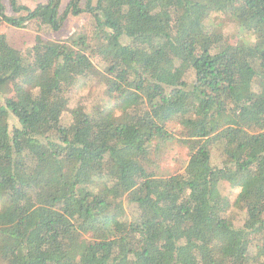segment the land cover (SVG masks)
<instances>
[{"label":"trees","instance_id":"1","mask_svg":"<svg viewBox=\"0 0 264 264\" xmlns=\"http://www.w3.org/2000/svg\"><path fill=\"white\" fill-rule=\"evenodd\" d=\"M60 6L10 0L17 16H6L0 0L12 30L35 21L56 33L88 14L101 43L95 67L86 36H36L24 51L19 36L0 33V255L10 264H264V0ZM93 81L120 121L82 107L65 115L70 94ZM172 141L187 160L158 175ZM223 183L238 191L229 215Z\"/></svg>","mask_w":264,"mask_h":264},{"label":"rangeland","instance_id":"2","mask_svg":"<svg viewBox=\"0 0 264 264\" xmlns=\"http://www.w3.org/2000/svg\"><path fill=\"white\" fill-rule=\"evenodd\" d=\"M70 0H61L60 11H63L66 4ZM6 16H17L13 13L10 8V0H1ZM47 0H16L17 6H23L29 10H34L38 5L46 3ZM84 2V0H82ZM96 3V0H92V5ZM81 8H84V4L81 3ZM213 23L218 26L222 31L230 35H234L233 26L221 16H215ZM10 32V33H9ZM0 33H8L13 35L14 38H18L20 41H15L22 47V50L29 49L36 36H40L45 40H52L61 43H71L79 36H86L91 44L90 58L95 67L101 65L100 61L94 56L93 50L97 44H101L96 40L95 33L91 25V18L88 14H81L77 17L69 16L62 24L61 29L54 33L50 30L49 25L41 22H31L23 29L12 30L5 23L0 21ZM18 40V39H17ZM236 42V40H231ZM82 107L86 112H94L103 117L109 122H118L121 119L120 113L115 109L114 104L110 98L104 93V88L98 81H93L90 84L80 87L73 91L67 99L65 104V115H68L73 109ZM187 160L186 151L182 147L177 146L175 141L171 143V149L165 151L164 161L154 171L156 174L161 175L165 173H173L178 171L183 162ZM152 170V169H151ZM221 198L224 208L226 209L225 214H231L233 210V202L238 193L237 190L231 189L227 183L221 185ZM9 211L1 216L2 222H8ZM0 264H10L8 258L5 255H0Z\"/></svg>","mask_w":264,"mask_h":264}]
</instances>
